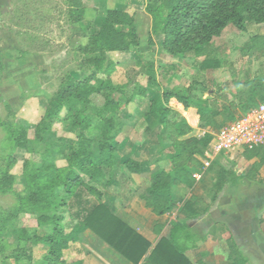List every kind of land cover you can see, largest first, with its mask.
I'll return each mask as SVG.
<instances>
[{
    "label": "rangeland",
    "instance_id": "rangeland-1",
    "mask_svg": "<svg viewBox=\"0 0 264 264\" xmlns=\"http://www.w3.org/2000/svg\"><path fill=\"white\" fill-rule=\"evenodd\" d=\"M127 1L81 0L83 18L74 23L67 16V0H0V264H50L44 262V246L33 243L44 230L28 200L32 183L63 168L70 151L80 146L88 145L98 155L109 112L105 102L112 101L116 109L111 127L115 158L101 167L99 181L74 170L83 182L74 188L77 196L58 191L59 198L70 200V208L61 211L66 228L73 224L78 195L90 206L96 203L94 195L114 183L125 155L140 158L148 149L156 153L157 130H146L150 99L164 90L205 98L219 73L243 78L264 70V59L257 62L253 52L243 50L253 35L264 33V25H255L247 11L241 14L242 27L227 24L213 38L212 59L220 66L206 71L197 67L202 58L167 55L160 29L152 26L141 31V39L137 30L139 44L126 52H81L102 25L105 10ZM132 3L155 11L161 0ZM95 56L101 62L93 63ZM61 91L68 95L49 121L46 108ZM176 103L172 98L168 106L184 118Z\"/></svg>",
    "mask_w": 264,
    "mask_h": 264
},
{
    "label": "trees",
    "instance_id": "trees-1",
    "mask_svg": "<svg viewBox=\"0 0 264 264\" xmlns=\"http://www.w3.org/2000/svg\"><path fill=\"white\" fill-rule=\"evenodd\" d=\"M67 3L68 19L74 23L81 22V0H67ZM145 11L151 18L152 30L160 29L163 51L180 59L190 54L195 58H202L197 64L200 71L220 66L219 62L212 59V40L227 24L242 27L243 11L250 12L255 25H264V0H161L155 11ZM89 40V43L79 48L85 54L98 51L126 52L139 44L133 16L119 9L105 12L102 25ZM243 50L253 52L255 61L263 60L264 33L253 35ZM95 62H101L99 56H95L93 63ZM67 95L68 91H61L48 104L45 116L49 121L55 118ZM172 98L183 109H194L195 114L187 120L174 114L168 106ZM263 102L264 70L246 73L243 78L232 79L230 83H213L210 97L206 99L167 90L162 92L161 97L150 99L145 112L148 119L146 130H157L156 153L168 163L169 169L166 171L158 168L151 174L149 185L141 196L144 206L157 216L169 214L175 209L178 188L180 185L189 189L193 187L195 180L192 175L201 169L200 157L209 147L212 134ZM104 106L109 112L105 115L98 155L94 156L88 145L80 146L70 151L63 168L53 169L39 176V182L32 183L28 200L33 210L39 213L36 222L44 230L43 234L34 235L33 243H39L46 249L45 263L62 264L63 252L86 229L95 232L131 261L136 262L143 254L146 243L118 221L105 203L99 201L101 193L94 195L96 203L91 206L83 200L84 197L79 198L78 195L74 221L67 228L61 214L63 208H70V200L67 202L59 198L58 191L73 198L77 196L74 195V188L83 185L74 170L100 180L104 173L101 167L111 165L113 157L115 158L117 141L111 134V127L116 109L112 101L105 102ZM193 127L203 130V134L192 135ZM252 149L254 148L250 150ZM149 151L148 149V154ZM118 166V172L120 169L124 176L138 175L143 168L141 162L129 157L122 159ZM220 177L221 174L219 180ZM199 208H203L201 201L191 196L179 212L183 218H196L203 214ZM173 226L183 231L185 223L176 222ZM186 249V246H174L172 238L164 237L144 264H190L184 256Z\"/></svg>",
    "mask_w": 264,
    "mask_h": 264
},
{
    "label": "crops",
    "instance_id": "crops-1",
    "mask_svg": "<svg viewBox=\"0 0 264 264\" xmlns=\"http://www.w3.org/2000/svg\"><path fill=\"white\" fill-rule=\"evenodd\" d=\"M134 4L129 0L105 12L119 9L133 16L141 39V31L151 28L152 22L144 7H133ZM218 77L213 83H230L232 79L242 78L220 73ZM213 83L203 99L210 97ZM230 90L233 91L231 86ZM176 105L186 120L195 114L194 109L185 110ZM194 129V136L203 134ZM129 158L141 162L142 172L124 176L119 169L114 178L118 183L114 180L103 188L99 201L146 243L141 258L136 262L127 259L95 232L86 229L63 252L62 264H144L164 237L172 238L176 247H187L184 256L190 264H264V144L252 150L238 148L215 155L192 188L179 186L176 208L163 216L147 209L141 196L151 174L158 168L167 171L168 163L161 155L147 151L140 158ZM203 159L204 153L200 161ZM191 196L201 201L203 208L199 210L203 214L186 219L179 211ZM176 222L185 223L183 231L173 226Z\"/></svg>",
    "mask_w": 264,
    "mask_h": 264
},
{
    "label": "built area",
    "instance_id": "built-area-1",
    "mask_svg": "<svg viewBox=\"0 0 264 264\" xmlns=\"http://www.w3.org/2000/svg\"><path fill=\"white\" fill-rule=\"evenodd\" d=\"M212 135L213 138L201 161V169L192 175L195 182L201 180L202 173L210 166L215 155L230 153L238 148L251 149L264 144V102L225 124Z\"/></svg>",
    "mask_w": 264,
    "mask_h": 264
}]
</instances>
